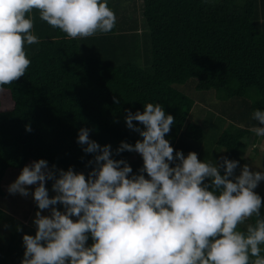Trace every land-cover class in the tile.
<instances>
[{"label": "trees", "instance_id": "1", "mask_svg": "<svg viewBox=\"0 0 264 264\" xmlns=\"http://www.w3.org/2000/svg\"><path fill=\"white\" fill-rule=\"evenodd\" d=\"M108 6L116 15L111 31L74 39L33 10L39 43L25 45L31 63L0 88V226L8 229L0 234V264H21L22 237L33 235L28 222L38 210L36 185L26 186L28 196L7 186L38 159L87 179L95 154L78 143L81 128L110 145L112 158L132 168L129 175L141 174L142 157L115 150L142 140L126 126V110L143 112L149 102L174 117L165 134L174 156L195 152L215 164L227 157L238 161L235 175L247 151L252 159L261 152L251 129L258 124L253 111L264 109V0H108ZM218 171L223 175V167ZM53 182H45L49 197ZM255 219L238 227L246 230ZM92 243L89 235L85 246Z\"/></svg>", "mask_w": 264, "mask_h": 264}, {"label": "clouds", "instance_id": "2", "mask_svg": "<svg viewBox=\"0 0 264 264\" xmlns=\"http://www.w3.org/2000/svg\"><path fill=\"white\" fill-rule=\"evenodd\" d=\"M33 10L73 39L107 33L116 25L108 0H0V88L24 76L31 63L25 45L39 43ZM126 111V126L142 140L121 142L115 152L139 153L141 174L129 175L132 168L112 158L110 145H99L81 128L78 143L85 145V153L95 154L87 179L72 167L49 168L38 159L7 186L10 194L28 196L26 186L36 185L31 196L38 209L57 203L64 208L51 207L50 215L35 213V235L22 237L21 264H264L262 198L254 191L264 170L244 165L234 175L238 161L227 157L215 164L199 160L195 152L185 156L177 150L174 156L165 138L174 117L161 104ZM252 118L258 124L251 131L264 138V109H255ZM46 180L54 181L51 197ZM250 217L255 222L240 230ZM89 235L93 243L85 246Z\"/></svg>", "mask_w": 264, "mask_h": 264}, {"label": "rangeland", "instance_id": "3", "mask_svg": "<svg viewBox=\"0 0 264 264\" xmlns=\"http://www.w3.org/2000/svg\"><path fill=\"white\" fill-rule=\"evenodd\" d=\"M1 102H2V100L0 99V105H1ZM255 145L258 146V148L261 150V152L258 153L257 156L255 155V157L252 159V157H253L252 154L249 151H247V153L245 155V162L242 165H240V167L237 170V172L235 173V175H239L240 169L244 165H248L250 171L264 170V138L259 137V142L255 143ZM250 149H251V147L249 148V150ZM137 156L141 157V155L139 153L135 152V154L132 156V159L137 158ZM254 191L258 194L264 195V180H262L258 183V186H257V188L254 189ZM55 194L56 193L53 192L52 196ZM51 207H56V209L61 211V212L64 211V208L60 203H57V205H55V206H49V209H44V210L38 209L37 211H40L41 215H50ZM35 213L33 215L34 219H35ZM72 219L75 220L76 217H72ZM5 224H6V222H5ZM5 224H1L2 226H0V234H3L6 236L8 233V229L5 227ZM28 224H29L30 228L28 227L27 230L30 231L34 235V233L36 231V225L34 224L33 220L29 221ZM32 230H34V233Z\"/></svg>", "mask_w": 264, "mask_h": 264}]
</instances>
